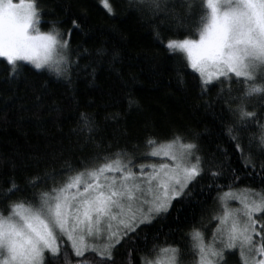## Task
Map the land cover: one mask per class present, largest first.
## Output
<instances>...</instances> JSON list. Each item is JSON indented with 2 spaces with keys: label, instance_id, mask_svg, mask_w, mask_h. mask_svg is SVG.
Masks as SVG:
<instances>
[{
  "label": "snow or ice",
  "instance_id": "obj_1",
  "mask_svg": "<svg viewBox=\"0 0 264 264\" xmlns=\"http://www.w3.org/2000/svg\"><path fill=\"white\" fill-rule=\"evenodd\" d=\"M144 5L157 28H195L198 39L169 38L163 46L187 54L185 67L199 73L201 96L216 89L222 111L233 118L225 131L243 168L252 169L248 175L260 176L259 186L241 188L242 178L230 166V175L225 176L223 163L203 153L196 135L152 134L131 149L110 150V144L97 139L98 125L91 115L80 112L70 129L77 138L72 146L94 151L76 164L66 161L62 180L48 172L27 177L26 185L33 189L30 195L8 199L23 191L12 178L6 189L0 188L7 200L0 209V264H117L119 248H125L121 264H133L134 249L125 246L168 213L174 201L187 197L205 175L210 177V190L213 186L215 190L213 205L205 211L210 222H219L216 228L209 235L202 218L188 226L180 241H160L157 233L141 250L139 264H185L186 255L193 257V264H229L234 252L237 264H264V159L257 160L258 155L264 157V123L256 111L264 109V0H130V7ZM41 15L36 0H0V58H4L0 63H5L9 76L18 75L19 62L28 61L36 70L47 67L71 83L80 53L73 58L69 40L57 28L60 21H42ZM38 23L52 27L40 31ZM72 23L78 27L75 20ZM134 103L129 97V106ZM62 118L57 110L55 120ZM252 121L257 131L245 143L241 133ZM221 177L226 183H217Z\"/></svg>",
  "mask_w": 264,
  "mask_h": 264
},
{
  "label": "trees",
  "instance_id": "obj_2",
  "mask_svg": "<svg viewBox=\"0 0 264 264\" xmlns=\"http://www.w3.org/2000/svg\"><path fill=\"white\" fill-rule=\"evenodd\" d=\"M36 2L42 21H60L57 28L69 37L73 58L76 52L80 53L79 65L69 83L50 73L47 67L36 70L26 61L19 62L22 67L18 75L9 76L5 63H0V188L6 189L12 178L23 190L8 199L31 194L33 189L27 187V177L48 172L56 173V179L62 180L66 161L76 164L79 157L94 151L88 147L81 152L72 146L77 138L70 129L76 126L80 112L91 115L98 125L97 139L105 146L110 144V150L124 146L131 149L152 134L166 137L179 131L196 135L203 153L223 163L225 176L230 175V166L242 178L241 188L259 186L260 176L248 175L252 169L243 168L234 141L225 131V124L233 118L222 111L224 106L216 99V89L201 96L197 86L199 73L190 65L185 67L186 54L163 46L169 38H196L198 33L193 26L189 31L157 28L150 22L148 6L130 7V0H107L113 12L105 7L104 0ZM194 19L198 20V10ZM51 27L50 23H39L42 31ZM97 49L103 52L98 53ZM129 97L136 101L131 107ZM250 103L254 104L255 98ZM57 110L63 116L59 121L55 120ZM256 111L260 123H264V109L257 107ZM114 113H119L115 120L109 118ZM250 124L241 133L245 143L257 131V123ZM260 159L264 157L258 155L257 160ZM210 182L207 175L198 180L187 197L174 201L168 213L144 227L139 237L125 246L134 249L133 264H139L138 257L144 254L141 250L146 243L151 245L157 233L160 241H180L188 226L203 218L211 234L216 222H210L205 211L213 205L211 197L215 195L214 186L209 188ZM217 183H226L225 177ZM0 201L3 209L7 200L2 194ZM124 256L125 248H119L117 264ZM184 260L185 264H193L191 255ZM237 260L238 252H234L229 264H237Z\"/></svg>",
  "mask_w": 264,
  "mask_h": 264
},
{
  "label": "rangeland",
  "instance_id": "obj_3",
  "mask_svg": "<svg viewBox=\"0 0 264 264\" xmlns=\"http://www.w3.org/2000/svg\"><path fill=\"white\" fill-rule=\"evenodd\" d=\"M20 2V0H13V3H19ZM36 27H38L39 28V23L36 25ZM40 31H42V30H40ZM69 37L68 36H65V39H68ZM199 38V35L196 37V38H192V39H198ZM186 54V53H185ZM186 56H187V54H186ZM26 62H28V61H26ZM28 63H30V62H28ZM31 64V63H30ZM34 66V65H33ZM151 162H154V161H151ZM151 162H149V163H151ZM241 195H243V192L241 191V193H240ZM230 203L233 205V206H238V204H239V202L238 201H230ZM216 222V226H217V223H219L218 221H215ZM230 225V221L227 223V224H225L224 226L225 227H227V226H229ZM216 226H215V228H216Z\"/></svg>",
  "mask_w": 264,
  "mask_h": 264
}]
</instances>
